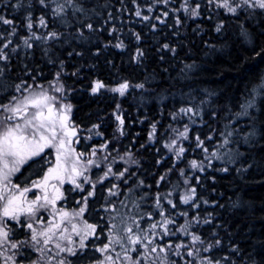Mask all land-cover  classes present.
Listing matches in <instances>:
<instances>
[{"label":"trees","instance_id":"obj_1","mask_svg":"<svg viewBox=\"0 0 264 264\" xmlns=\"http://www.w3.org/2000/svg\"><path fill=\"white\" fill-rule=\"evenodd\" d=\"M76 2L84 9L83 13L70 8L63 22L48 14L45 15L48 29H33L38 35L57 31L62 33L60 39L47 43L32 41L33 47L27 49L21 39L29 35L24 10L13 8L16 0L11 3L0 0V14L13 20V26L17 28L16 35L9 37L7 34L13 26L0 24V33L5 36L0 39V46L9 38L12 40L9 48L4 49L9 60L0 61L3 69L0 73V101L13 94L19 95L14 92V87L22 81L27 82L24 85L27 89L62 83L65 91L59 96L74 105V121L81 130L99 125L98 130L107 131L117 123L116 115L122 114L127 147L130 132H135L138 138L137 163L133 167H136L134 177L139 185L135 198L140 225L146 227L161 219L155 208L159 194L166 214L175 219V224L169 225L172 231L192 221L194 216L200 217L201 222L193 223L191 231L213 245L209 252L201 255L212 257L219 264H264V92L255 100L256 107L249 110L254 119L234 116L242 111L241 104L264 80V15L258 10L251 18L243 13L239 18L225 15L223 9H216L208 0H189L191 6L200 5L201 15L196 19L185 15L180 7L183 0H170L167 6L156 0H136L135 4L133 0ZM137 4L143 9L142 15L152 19L144 21L136 17ZM32 5L33 21L48 11L42 9L36 0H32ZM149 6L153 8L152 12L147 11ZM164 12L168 13L166 18L162 16ZM156 16L165 19V23L160 24ZM176 17L181 24L175 23ZM220 22L224 28L217 33L215 27ZM88 23L93 25L92 31L85 27ZM241 24L248 32L247 38L241 35ZM113 27L119 31L109 34ZM78 30L83 32L82 37ZM118 41H123V48L114 46ZM164 44L174 48L175 53L164 49ZM14 46H18L17 51L12 52ZM138 49L143 52L139 60L135 58ZM188 65L192 67L188 68ZM57 73L60 74L59 81L56 80ZM96 80L110 87L128 82L129 89L123 96L107 90L93 95L90 90ZM140 84L144 87H136ZM182 107L198 109L200 114L191 118L181 114L173 119ZM153 124L156 126L155 135L149 139ZM184 125L190 129L189 138L184 144L186 151L177 158L165 145L171 141V134L183 131ZM226 127L235 130L232 143L227 146L232 150V162L212 158L208 166L205 155L212 151L222 155V149L226 148H217L222 144ZM252 131L256 135L250 138V143H244L242 136ZM197 135L209 149L208 154L197 147ZM209 136L212 139H208ZM126 152L133 155L129 150ZM192 160L198 163L204 160L205 171L192 169L189 163ZM119 162L123 163L122 160ZM249 164L253 167L249 168ZM123 166L128 170L124 178L130 177L133 167L130 163ZM225 167L228 171H221ZM242 167L248 171H238ZM180 170L184 171V176L180 175ZM162 175L165 179L160 181ZM185 178H188V184L184 183ZM122 183L125 196L129 184ZM176 185L177 190L174 189ZM192 186L196 187L193 203H199V208L179 200ZM169 191L173 193L169 198L177 204L176 208L163 199ZM97 202L95 199L94 203ZM184 211L188 213L187 217L179 215ZM89 214L98 225L101 224L97 216ZM149 214H152L151 220ZM204 219L211 223H203ZM216 240L220 241L219 246L215 245ZM155 242L161 247L181 242L195 247L191 245L190 237L179 232ZM91 250L74 257L73 264H94L101 255L95 252L91 256ZM172 251L168 249V259L175 264H185L186 261L199 264L198 260L193 261L187 255L183 258L173 256ZM159 256L163 258L164 253ZM121 260H117V264L127 263ZM156 264H160L159 259Z\"/></svg>","mask_w":264,"mask_h":264},{"label":"snow or ice","instance_id":"obj_2","mask_svg":"<svg viewBox=\"0 0 264 264\" xmlns=\"http://www.w3.org/2000/svg\"><path fill=\"white\" fill-rule=\"evenodd\" d=\"M157 3H163L167 6L170 0H156ZM11 3V0H9ZM36 3L41 6L42 9L48 11L37 17L36 21L32 18V0H16L13 4V8L16 10H24L25 12V27L29 33L27 37H21L23 45L27 49L33 47L32 41H43L47 43L49 40L60 39L62 33L57 31H50L45 34L38 35L37 32L33 31L34 27L48 29V21L45 19V15L50 14L54 20H60L63 22L69 14L71 8L74 12L83 13L84 9L77 5L76 0H36ZM136 3V0H133ZM209 4H214L216 9H223L225 15H231L239 18L241 13L245 14L249 18L253 17L257 10L261 15H264V0H208ZM181 9L185 15L196 19L200 17V5L196 4L191 6L189 0H183ZM143 9L137 4L135 16L141 18L144 21L152 19L148 15H142ZM148 12H152L153 8L149 6ZM179 11V10H173ZM168 13H162L163 17H167ZM109 19H111V13H109ZM155 19L160 23L164 24L165 19L161 16H156ZM211 19V17H209ZM177 25L181 24L179 17L175 18ZM0 24L3 25H14V21L7 19L4 15L0 14ZM85 27L89 30H93V25L88 23ZM155 28V25H152ZM241 27V35L247 38L248 32ZM224 28L223 22L216 25L215 31L221 33ZM17 28L11 27L8 36H15ZM119 31L116 27L110 30L112 32ZM78 35L83 36V32L78 30ZM136 39L139 40L140 36L138 33L135 34ZM0 39H5L4 34L0 33ZM12 44V40L9 38L0 46V61H8L9 56L4 49L9 48ZM117 48H123V41H118L115 45ZM18 46H14L11 51H17ZM164 49H169L175 53V49L171 48L168 44L163 45ZM79 54V53H78ZM259 55V53H257ZM143 56L142 50H137L136 59ZM191 68V65L187 66ZM3 69L0 68V73ZM56 80H60V74H56ZM26 81H22L16 84L14 87L15 93L5 98L4 101H0V257L3 258L4 264H24L23 260H18V257L24 256V248H32L35 251L41 253V259L43 254L47 252H54L56 258V264H72V261L68 259L70 256H76L78 252L82 253L84 250L89 248L87 243L89 239L99 240L101 233H98L97 229L101 226L97 223H89L84 219V214L88 210V201L90 197H93L96 192V184L103 183L105 179L109 178L111 174L116 179H122L125 176L127 169L123 171L113 172L111 166L107 167V170L102 176H98L97 180L93 182L91 178L85 173L89 171V166L95 165L100 167L94 159L89 158L86 161L81 160V157L85 155L84 152H77L71 147L73 142L72 138L77 136L76 126L70 121V112L72 106L70 104H61L60 98L55 95H51L48 90L44 89L42 85L38 86L39 90L29 91L24 85ZM136 87L143 88L144 85H136ZM55 92L63 93V84H53ZM111 91L118 93L123 96L129 89L128 82H122L117 87H110L103 81L96 80L93 82L91 92L92 94H98L101 90ZM264 91V83H261L257 88L253 89L251 98L247 99L241 104L242 111L234 113L237 118L251 116L250 109L256 107V96ZM27 93V94H25ZM198 116L199 110H193L192 107H182L176 114L173 115V119L177 115ZM116 120L119 122L118 131L121 135H124V118L122 114L116 115ZM195 123V121H193ZM99 125H93L92 128L88 129L92 132L93 129H98ZM153 131L150 134L149 139L155 135V124L152 126ZM178 131V130H177ZM190 129L187 125H184L183 131H178L180 139L187 140ZM234 129L226 127L222 133V144L217 146L227 147L232 143ZM97 135H102L97 132ZM256 135L255 131L249 132L243 136L244 143H250V138ZM91 139V136L88 137ZM197 141V147H199L204 153L208 154L209 149L205 147L204 141L197 135L195 137ZM208 139H212L211 136ZM76 143H79V139H76ZM169 151L175 149V155L177 158L183 156L186 149L181 144L177 148V140L173 139L170 144L165 145ZM107 148V143L101 145L100 150L103 151ZM46 149H54L55 160L48 159L45 154ZM97 149L93 148L90 157H95ZM131 158L130 153H126ZM223 155L229 157L228 162H232L233 154L229 149ZM40 158V159H37ZM222 159V155L218 154V151H212L209 155H205L204 160L209 161L211 159ZM106 160L107 157H104ZM204 160L199 163L195 160L190 161V166L194 170L200 172L205 171ZM29 161H33L40 165L42 172V178L39 180H31L21 186L18 183H13L11 177L13 174L20 172L21 168L28 164ZM44 165H47L44 168ZM31 167V165H30ZM248 167H253L249 164ZM221 171H228L225 167ZM238 171L247 172L248 168H241ZM180 175L184 176V171L180 170ZM83 180V183L79 182ZM165 177L160 176L159 180L163 181ZM52 181H55L53 183ZM125 182H127L125 180ZM199 182V177H197ZM72 186L70 191H79L83 193L85 191L84 185L90 184L91 189L86 195L82 196L81 199L77 200L76 203L80 205L78 209H73L71 212L66 211L64 206L57 208V202L64 200L65 191L61 190V187L65 184ZM143 185V181L139 182ZM185 184H188V178L184 180ZM159 186V182L158 185ZM118 187L113 184L108 189L109 195H118L113 192L112 189ZM33 189H38L40 195H34L31 199L28 198L27 194L32 192ZM173 193L169 191L165 194L163 199L172 208H176L177 204L173 202L171 197ZM196 199V187L192 186L188 188L184 194L179 197L180 203L185 205L192 204L193 208H199V203H193ZM107 203V202H106ZM205 204L208 201H204ZM105 212L115 213L117 209L115 206L105 207L102 206ZM155 208L159 212L160 220L142 227L135 217H131L135 228L127 223V219L124 216L119 217L113 215L109 221V230L106 233V242L100 246H95V251L100 253L101 258L97 259L94 264H117V260L126 261L127 264H156L159 259L160 264H175V261H169L168 249H173L171 255L179 256L183 258L184 255L192 257L193 261H199V264H219L212 257H205L201 255L202 252L207 253L211 250L212 244H207L201 236L191 231L193 223L199 224L201 222L198 215L192 218V221H187L184 225L179 227L176 231L169 229V225L175 224V219L166 214L163 204L161 203V197L157 194L155 199ZM43 210L51 218L47 221L45 227L37 231L34 224L38 223L41 225L45 224L43 216H39L38 213ZM179 215L187 217L186 211L180 212ZM23 217V221L21 220ZM141 215V219H143ZM152 214L148 215V219H152ZM103 219V218H102ZM7 221H13L15 224L20 225L23 228L29 230V238L27 240L19 241L12 239L10 232L12 228L7 224ZM203 223H211L210 220L204 219ZM159 229V231H158ZM101 231L103 229L101 228ZM176 232L181 233L184 236L190 237L191 247L189 244L183 242L176 244L175 246L171 243L161 247L155 241L157 239L163 240L165 236L176 235ZM76 237L77 239H74ZM220 241L216 240L215 245L219 246ZM49 245L52 247L50 248ZM119 249V250H118ZM185 249L186 251H180ZM8 252L9 254H5ZM114 253V254H113ZM135 253L136 255H131ZM164 253V257L160 258L159 254ZM123 254V255H122ZM49 256L45 264H51V260L54 258ZM28 264H40V261H28ZM185 264H192L191 261H186Z\"/></svg>","mask_w":264,"mask_h":264},{"label":"flooded vegetation","instance_id":"obj_3","mask_svg":"<svg viewBox=\"0 0 264 264\" xmlns=\"http://www.w3.org/2000/svg\"><path fill=\"white\" fill-rule=\"evenodd\" d=\"M74 106V105H72ZM123 116V115H122ZM116 118V117H115ZM70 121L76 126L77 129V136L73 137L72 140V144L71 147L74 148L77 152H84L85 155L81 158L83 159H89L92 158L94 159L97 163L100 164V167H96L95 165H92L90 170L85 173V175L89 176L91 178V180L93 182H95L97 180L98 176H102L103 173L107 170L108 165L111 166L113 172H118V171H122L123 169V163H120V157H121V153H119L120 151L122 152H126L127 150H129L130 152H133V155H131V160L132 162L131 167L135 166L137 163V156L135 155L136 153V149H137V135L135 132H132L133 134H129V139H131L130 145L127 147L126 145V141L127 138L124 135H121L120 132L118 131V126H119V122L117 121V123H113L111 125V128H107L109 130L104 131V130H98V129H93L92 132H89L88 129H84L81 130L75 123L74 121V115H70ZM112 127H117V129H113ZM99 132L102 135H97L96 133ZM91 136V139H88V137ZM76 139H79V143H76ZM107 143V148L104 149L103 151L100 150L101 145ZM93 148L97 149V153L99 155V159L97 158V155L95 157H90V153L92 151ZM128 153V152H126ZM45 154L48 156V159L50 160H55V151L54 149H46L45 150ZM103 155H107L105 157H107V159L105 160L104 158L102 160L100 156ZM40 159V158H37ZM31 165V167H30ZM123 166V167H122ZM47 165H44V168H46ZM136 167H133V170L130 173V177H126L124 179H116L115 177H113L111 174H109V178L105 179L103 181V183H97L96 184V192L95 195L93 197L89 198L88 201V212L94 214V216H97L99 218L100 223H105L104 222V218H103V214H105V212L103 211V207H110V206H115L114 205V199H116L119 203L121 202H125V204H127V201H129V204L131 203L132 209L137 208L138 203L136 202V192L137 189L135 188V180L136 178L134 177L135 174L137 175L136 172ZM42 169L40 167L39 164L34 163L33 161H29L28 164H25L20 172L15 173L12 175L11 180L13 183H18L21 186H23L25 183L31 181V180H39L42 178L41 175ZM127 175V174H125ZM125 180L128 182V186L131 187V191L133 189H135L134 193L131 194V196H123L122 191H124V187H123V183L122 181L125 182ZM53 183H55V181H52ZM81 183H83V180L81 181ZM113 184L118 185V187L113 188L112 191L118 193V195H109L108 193V189L112 187ZM63 190L65 191V199L58 201L57 202V207H59L58 203H62L61 206L63 205L64 208H71L72 205L75 204L74 200L75 199H81L82 196L86 195L87 192L91 189V185L90 184H85L84 188L85 191L83 193L79 192V191H70V189L72 188L71 185L65 183L62 187ZM41 193L39 192L38 189H33L32 192H29L27 194L28 198L31 199L34 195H40ZM112 201V204L110 205V200ZM95 199L98 201L97 203H94ZM106 202H109L108 204ZM92 205V207H91ZM60 206V207H61ZM94 206V207H93ZM92 208H94V210H92ZM98 208V209H97ZM116 208V207H115ZM113 213V212H111ZM39 216H43L44 220L46 221V217L49 216L46 212H44L43 210H41L38 213ZM107 215V214H106ZM120 217V215H119ZM131 217H135V216H130L129 218L131 219ZM103 218V219H102ZM137 220H139L137 217H135ZM23 217H21V220L23 221ZM89 221H93V223H97L98 221L95 219H90ZM7 224L12 228V231L10 232V236L12 237V239L16 240L17 242L19 241H23L26 240V233L29 232V230H27L26 228L21 227L18 224H15V222L13 221H7ZM37 224H34V227L37 228ZM101 228L104 227V225H100ZM98 231L100 230V228L97 229ZM106 230H103L101 233H103ZM89 242H87L89 244V246L91 245H95V244H99V241L95 240V239H89ZM92 247V246H91ZM88 249H92V248H87L86 251ZM24 252V256L22 257H18V260H23L24 264H26L27 261L31 260L32 261V254L36 257V259H33V262L37 261L38 258H41V253H37L32 249V248H24L23 249ZM82 255V253H80ZM77 257V256H75ZM2 257H0V264H4L3 259H1ZM73 259L74 256L72 257L71 261L73 264Z\"/></svg>","mask_w":264,"mask_h":264},{"label":"rangeland","instance_id":"obj_4","mask_svg":"<svg viewBox=\"0 0 264 264\" xmlns=\"http://www.w3.org/2000/svg\"><path fill=\"white\" fill-rule=\"evenodd\" d=\"M262 83H264V80L262 81ZM43 88L46 89V90H48L49 93H50L51 95H55V96H57L58 98H60V96H59L60 93L54 91V89H53V85H51V86H43ZM34 90H39V89H38V87H32V88H29V91H34ZM102 90H103V89H102ZM102 90H101V91H102ZM90 91H91V90H90ZM101 91H100V93H101ZM263 92H264V91H262L259 95H257V96H256V99H258L259 97H261L262 94H263ZM100 93H98V95H99ZM25 94H27V93H25ZM91 94H92V92H91ZM19 95H20V94H19ZM93 95H97V94H93ZM251 96H252V95H251ZM250 98H251V97H250ZM60 102H61V104H70V105L72 106L71 103H69L68 101H64V100H62L61 98H60ZM72 114H73V106H72V109H71V112H70L69 115H72ZM243 136H244V135H243ZM243 136H242V138H243ZM170 137H171V141H172L173 139L177 140V148H178L181 144L184 146V144H185L186 141H187V140L180 139L179 136H178V133L171 134ZM242 140H243V139H242ZM171 141L168 142V144H170ZM228 150H229V148H227V147H226L225 149H222V157H223L225 160H229V157H228L227 155H223V154H224L225 152H227ZM172 152L175 154V149H173ZM231 152H232V150H231ZM119 153L122 154L121 157H120V160L123 161V164H127V163H131V162H132L131 158L129 159V156L126 155V152H122V151H120ZM96 155H97V158L99 159V155H98V153H97ZM105 156H107V155L100 156V157H101L100 160H102ZM175 156H176V155H175ZM81 160L86 161L87 159H83V158H81ZM107 161H110V160L107 159ZM108 166H109V165H108ZM122 167H123V166H122ZM90 168H91V166H89V170H90ZM124 169H126V168L123 167L122 171H123ZM81 181H82V179H81L79 182H81ZM136 181H137V180H136ZM134 185H135V188H136L137 191H138V189H139V185L136 184V182L134 183ZM71 187H72V186H71ZM127 189H128V192H127L128 194H127V196L129 197V196H131L132 193H134L135 189H133V190L131 191V187H130V186H128ZM174 189H175V190L178 189V188H177V185L175 186ZM61 190H63V189L61 188ZM183 191H185V189H183ZM122 193H123V191H122ZM184 193H185V192H184ZM184 193H183V194H184ZM77 200H79V199H75V200H74L75 204L72 205L71 208H65V210L71 212L73 209H78V208L80 207V205L76 203ZM109 200H110V198H109ZM132 202H133V201H132ZM132 202H131V203H132ZM131 203H130V204H129V202H128V204H125V202H121V203H119L116 199H114V205H115L117 211H116L115 213H110V214H107V215H106V214H103V218H104V222H105V223H101L100 225H102V226L104 225V227H103L102 229H103V230H106V231H104L103 233H101V232H102V231H101V227H100V230H99V231L97 230L98 233H101V235H100V239L97 240V241H100L101 244H99V245H98V244H95L94 246L91 245L92 247L89 246L90 248H92V250H91V256H92L93 253L96 252V251H95V246H100V245H102L103 243L106 242V233H107V231L109 230V221L111 220V218H112L113 215L117 216L118 221H119V215H120V217H121V216H124V217L128 218V219H127V223H128L130 226H132L133 228H135V224L133 223L132 219H130L129 217H130V216H135V217L139 218V217H138V214H137V213H138V206H137V208L132 209ZM61 204H62V203H58L59 207L61 206ZM111 204H112V201L110 200V205H111ZM59 207H57V208H59ZM97 209H98V208H97ZM50 218H51L50 216H47V217H46V221H45V224H44V225L37 224V228H36L37 231L41 230L42 227H45L46 224H47V221H48ZM84 219H86L89 223H93V221H89L90 219H93V218L90 216V214H89L88 211L85 212V214H84ZM139 223H140V222H139ZM151 223H153V222H150L149 224H151ZM29 235H30L29 232L26 233V240L29 238ZM73 238H74V239H77L76 237H73ZM88 242H89V241H88ZM49 247L51 248L52 246L49 245ZM118 250H119V249H118ZM34 251H35V250H34ZM35 252H36V254H37V253H40V252H38V251H35ZM54 252H55L54 249H53V252H47V251H46V252L43 254V259L38 258L37 261H40V264H45V262L48 260V257H49V256H53V257H54ZM85 252H86V250H84V251L82 252V254H84ZM5 254H9V253L6 252ZM80 255H81L80 252H78L76 256L78 257V256H80ZM122 255H123V254H122ZM131 255H132V254H131ZM72 257H73V256H70V257H68V259L71 260ZM74 257H75V256H74ZM32 258H33L34 260L36 259V257H35L33 254H32ZM1 259H3V258H1ZM33 259H32V261H33ZM121 262L124 263V262H126V261L121 260ZM26 264H28V261L26 262ZM51 264H56V258H55V257L51 260ZM126 264H127V263H126Z\"/></svg>","mask_w":264,"mask_h":264},{"label":"bare ground","instance_id":"obj_5","mask_svg":"<svg viewBox=\"0 0 264 264\" xmlns=\"http://www.w3.org/2000/svg\"><path fill=\"white\" fill-rule=\"evenodd\" d=\"M206 90V89H205ZM251 91H252V89H251ZM244 93V92H243ZM241 99V98H240ZM241 100H243V99H241ZM247 100V99H246ZM242 103V102H241Z\"/></svg>","mask_w":264,"mask_h":264}]
</instances>
